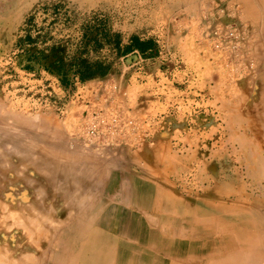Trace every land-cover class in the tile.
<instances>
[{"label":"rangeland","instance_id":"374dc122","mask_svg":"<svg viewBox=\"0 0 264 264\" xmlns=\"http://www.w3.org/2000/svg\"><path fill=\"white\" fill-rule=\"evenodd\" d=\"M119 3L0 0V151L18 161L30 154L29 162L43 161L50 188L45 207L61 223L40 264H80L89 257L85 237L95 228L80 227L55 208L69 207L72 215L91 209L88 219L103 204L133 212L153 189L161 194L154 207L174 198L188 212L183 205L196 197L198 176L210 174L196 164L199 151L211 152L205 143H215L219 160L231 165L224 175L247 180L219 114L226 116L224 103L264 95L249 55V47H264V0H255L254 28L236 6L211 26L204 12L213 0H195L199 15L183 5L156 14L149 25L145 17H127ZM217 225L203 224L209 231Z\"/></svg>","mask_w":264,"mask_h":264},{"label":"bare ground","instance_id":"6f19581e","mask_svg":"<svg viewBox=\"0 0 264 264\" xmlns=\"http://www.w3.org/2000/svg\"><path fill=\"white\" fill-rule=\"evenodd\" d=\"M114 1L120 2L127 17L135 15L136 22L143 21L144 17L148 19L142 22L147 25L151 24L156 14L161 17L183 5L190 7L187 10L189 14L199 15L195 0ZM213 2L204 12L214 17H209L211 26L223 21V13L232 11L233 6H236V14L250 20L252 28L256 26L258 10L255 0ZM249 48V55L255 63L252 67L258 73L260 89L264 91V47L255 44ZM259 97L252 102L237 98L235 106L224 103L220 107L226 119L222 113L219 118L225 121L226 136L235 147L231 155L236 157L239 169L245 168L244 177L247 180L236 173L231 178L224 175L231 165L219 160L220 149L215 143L211 147L205 143L206 149L209 148L211 152L199 151L196 164H199L197 168L203 174L209 171L210 174L198 176L196 197L183 205L189 209L188 212L182 207V202L174 198L165 201L163 209L154 207L159 206L153 202L161 194L153 189V192L144 194L142 201L135 202L134 210L140 204L147 206L140 208L143 214L103 204L96 209L94 217L88 219L86 213L91 209H83L79 214L72 215V210L66 208L67 203L53 202L54 206L65 204L66 209L54 210L65 212L71 222L80 227L95 228V231L86 234V240L82 239L85 240L89 257L84 262L82 257L80 264H261L264 261V230L258 218L264 222V188L259 184L260 181L264 183V95ZM39 151H35V154ZM30 155L27 156L32 159L33 155ZM15 156L6 151L0 156V264H40L42 257L45 258L44 248H48L52 233L61 223L55 221L56 217L45 207L50 188L45 185L46 174L39 166L43 161L31 163L27 156L26 161H18ZM216 168L219 172L215 171ZM228 180L232 181L230 188L225 187ZM204 199L215 204L206 205ZM255 212L258 213L257 219L253 217ZM209 220L218 224L211 231L203 226ZM137 242L140 247L136 245Z\"/></svg>","mask_w":264,"mask_h":264},{"label":"crops","instance_id":"0c3cea01","mask_svg":"<svg viewBox=\"0 0 264 264\" xmlns=\"http://www.w3.org/2000/svg\"><path fill=\"white\" fill-rule=\"evenodd\" d=\"M112 264H116V263L114 262V263H112Z\"/></svg>","mask_w":264,"mask_h":264}]
</instances>
